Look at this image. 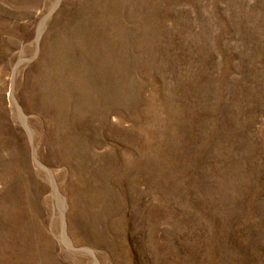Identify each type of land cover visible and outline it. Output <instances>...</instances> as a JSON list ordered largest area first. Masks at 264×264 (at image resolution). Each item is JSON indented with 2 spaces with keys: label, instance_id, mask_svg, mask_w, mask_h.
<instances>
[{
  "label": "rangeland",
  "instance_id": "1",
  "mask_svg": "<svg viewBox=\"0 0 264 264\" xmlns=\"http://www.w3.org/2000/svg\"><path fill=\"white\" fill-rule=\"evenodd\" d=\"M0 264H264V0H0Z\"/></svg>",
  "mask_w": 264,
  "mask_h": 264
},
{
  "label": "bare ground",
  "instance_id": "2",
  "mask_svg": "<svg viewBox=\"0 0 264 264\" xmlns=\"http://www.w3.org/2000/svg\"><path fill=\"white\" fill-rule=\"evenodd\" d=\"M36 240V239H35Z\"/></svg>",
  "mask_w": 264,
  "mask_h": 264
}]
</instances>
